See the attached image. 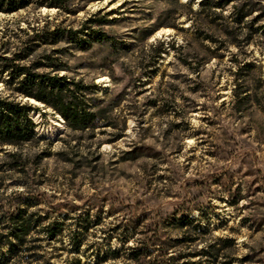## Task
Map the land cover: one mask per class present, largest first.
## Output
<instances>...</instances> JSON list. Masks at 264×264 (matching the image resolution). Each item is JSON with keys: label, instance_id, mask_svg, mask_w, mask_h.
Returning <instances> with one entry per match:
<instances>
[{"label": "rangeland", "instance_id": "obj_1", "mask_svg": "<svg viewBox=\"0 0 264 264\" xmlns=\"http://www.w3.org/2000/svg\"><path fill=\"white\" fill-rule=\"evenodd\" d=\"M59 1L61 10L29 2L0 12V51L43 28L106 33L111 43L88 31L83 48L60 42L32 55L62 51L53 56L67 67L60 74L96 85L90 97L106 120L93 133L71 132L31 104L38 142L0 152V264L7 242L20 247L5 236L18 212L63 226L53 240L30 234V250L5 264H138L124 253L143 244H155L154 258L174 246L160 264L171 256L173 264H264V36L245 29L233 40L225 23L199 15L197 1V15L191 0ZM247 1L261 4L245 23L263 25L264 0L212 13L227 18ZM189 217L206 232L176 243L193 237L176 224ZM216 239L234 245L202 254Z\"/></svg>", "mask_w": 264, "mask_h": 264}, {"label": "trees", "instance_id": "obj_2", "mask_svg": "<svg viewBox=\"0 0 264 264\" xmlns=\"http://www.w3.org/2000/svg\"><path fill=\"white\" fill-rule=\"evenodd\" d=\"M194 1H197L200 6L199 15L206 14L210 18V23L221 21L226 24L224 31L233 40H237V36L241 35L245 29L250 31L249 38L255 34L264 36V24L254 28L260 19L245 23V19L257 10L256 8L261 3L247 1L240 7L234 6L233 13L226 18L212 12L217 9L223 11L236 0H191L187 7L191 13L197 15V12L192 9ZM29 2L35 3L37 6H46L58 10L63 8L59 0H0V12H17L27 7ZM261 10L263 12L262 18H264V8ZM89 28H81L75 31L59 26L52 29L43 28L41 31H35L20 48L17 47L13 51L6 48L0 51V80L4 86L3 91H0V152L3 147L17 149L38 142L33 131L34 125L29 117L34 111L29 100L43 105L44 108L50 109L55 115H58L71 132L93 133L97 128L102 127L106 120V111L93 104L90 97L100 90L97 89L96 85H86L81 81L68 78L65 74H60L62 71L66 72L67 67L59 61L58 57L53 56L61 54L62 51L51 50L49 54H46L43 50L42 54L37 55L35 59L32 58L37 49L52 48L60 42L68 45L75 44L79 48H83L85 42L80 36H84L88 31H90L91 37L99 43H111L113 41V38L106 33L93 31ZM245 66L249 69L254 68L253 64ZM235 94L234 98H237L240 93ZM242 94L244 97H248L247 92ZM25 99L28 100L25 101ZM13 156L12 158H14ZM17 164L19 163L15 161L10 166L17 168ZM24 205L26 207L31 206L30 203ZM6 221L8 223L5 226L8 231L5 236L13 238L20 246L7 242L10 246V256L15 254V251L26 252L30 250L28 247H24L25 239L30 234H42L46 240H53L61 232L63 226L62 221H51L42 226L37 219L32 218V215L25 216L22 212L10 215ZM176 224L177 227L181 228L190 226L193 232V237H184L175 241L176 243L195 242L199 235L206 232V229H200L191 217L185 218L182 222H176ZM218 245L221 247L220 249H217ZM233 245L231 239H216L213 244L207 246L208 252H202V254L215 255L216 258L220 250ZM150 246H155V244ZM150 246L143 244L124 254H126L127 260L138 264H160L157 258L166 256L168 249L174 248V246H169L161 255L154 258L153 253L156 249ZM10 256L9 258H12ZM109 256L115 260L120 254L118 251H112ZM9 258L6 257L3 264ZM166 260L168 264H173L172 262L176 258L171 256ZM71 264H74V260Z\"/></svg>", "mask_w": 264, "mask_h": 264}, {"label": "bare ground", "instance_id": "obj_3", "mask_svg": "<svg viewBox=\"0 0 264 264\" xmlns=\"http://www.w3.org/2000/svg\"><path fill=\"white\" fill-rule=\"evenodd\" d=\"M103 80H107V78H100V81H103ZM30 101H32V100H30ZM32 103H34V105L42 106V105H40V104H38V103H36L34 101H32ZM32 116L34 117L35 115L33 114ZM57 119H58V122H59V127L62 128L63 127V121H62V119L60 117H58V116H57ZM50 132L52 133V132H54V130L51 129ZM45 135H47V134H45ZM47 137H50V136H47Z\"/></svg>", "mask_w": 264, "mask_h": 264}, {"label": "water", "instance_id": "obj_4", "mask_svg": "<svg viewBox=\"0 0 264 264\" xmlns=\"http://www.w3.org/2000/svg\"><path fill=\"white\" fill-rule=\"evenodd\" d=\"M26 100H28V99H25V101H26ZM32 101H33V100H32ZM32 101L29 100V103L34 105V103H32ZM34 102H35V101H34ZM42 106H43V105H42Z\"/></svg>", "mask_w": 264, "mask_h": 264}]
</instances>
